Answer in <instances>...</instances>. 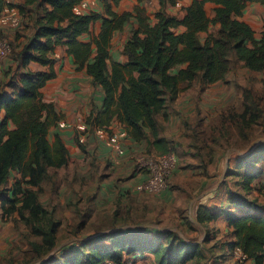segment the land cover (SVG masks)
I'll return each mask as SVG.
<instances>
[{
  "label": "trees",
  "instance_id": "16d2710c",
  "mask_svg": "<svg viewBox=\"0 0 264 264\" xmlns=\"http://www.w3.org/2000/svg\"><path fill=\"white\" fill-rule=\"evenodd\" d=\"M134 11L117 12L112 3L105 1V11L76 12L83 0H25L21 13L33 20L35 32L16 51L21 66L37 62L48 70L20 73L11 93L0 92V189L10 180L12 172H18L9 188L12 196L4 198L1 205L4 215L18 212L30 227L32 235L40 241L32 242L38 264H127L144 260L151 253L157 264H188L190 260L204 258L200 244H188L172 231H161L147 225L132 230H112L82 240L77 246L62 252L58 243L61 222L53 217L39 199L41 186L50 168H60L68 163L69 150L56 132L49 139L51 127L57 126L59 114L55 104L47 101L43 89L56 76V49L66 47L74 57L78 69L85 68L103 91L102 109L87 119L92 126L108 127L117 120L128 136L142 142L150 139L154 150L168 152V142L160 136L158 115L168 116V100L176 98L180 91L200 78L204 84L222 80L230 70V53L253 71H264V30L260 38L242 17L248 2L264 0H192L184 7L183 16L168 13L167 6L179 0H157L160 7L153 20L146 9L139 5ZM212 2L215 15L210 17L206 3ZM115 4L119 0H114ZM6 7L0 0V15ZM13 7V5H11ZM132 18L137 25L124 45L125 61L112 58V41L117 31H122ZM101 20L97 34L92 26ZM217 27L216 31L211 26ZM207 33L205 39L201 34ZM90 39L83 41V35ZM2 35V31H0ZM11 41V40H10ZM12 45V53L15 48ZM15 57V55H14ZM108 129V128H107ZM264 145L248 153L242 174L243 187L249 192L259 172L251 170L262 157ZM238 201L249 204L246 209L227 210L220 213L198 206L195 219L199 224L225 215L228 236V252L238 248L240 256L233 264H264V206L254 207L245 197ZM159 232V231H158ZM143 234L153 235L143 239Z\"/></svg>",
  "mask_w": 264,
  "mask_h": 264
},
{
  "label": "rangeland",
  "instance_id": "374dc122",
  "mask_svg": "<svg viewBox=\"0 0 264 264\" xmlns=\"http://www.w3.org/2000/svg\"><path fill=\"white\" fill-rule=\"evenodd\" d=\"M105 1L102 9L89 5L82 12L103 13ZM111 1L114 3V0ZM156 3L158 4L157 0H145L139 4L153 20L159 9ZM137 5L131 11H134ZM166 11L168 13L175 11L179 14L180 8L177 4H171L167 6ZM212 11V7H209L208 12L211 14ZM254 11H256L254 8L251 9L250 14L253 15ZM252 21L258 24L255 20ZM101 24V20L93 24L92 33L95 34ZM136 25V18H132L122 31L116 32L111 47L112 56L116 60L120 54L122 55L124 40L130 38ZM263 28L259 25L255 28L259 38ZM211 30L216 31L217 27L212 25ZM84 36L90 37L89 34ZM206 36L207 33L201 34L202 39ZM16 51L18 50L15 49L12 55L0 63L2 67L6 66L5 76L18 71L15 63L10 64L11 59L17 58ZM229 57L230 70L222 80L204 86L202 80L197 78L183 89L185 93L196 87L197 89L207 87L209 90L205 98V113L200 112L202 110L199 107L201 99V96H198L199 91H193L191 98L187 99L191 106L196 104L192 115L198 114L195 120L196 115L192 117V121L185 120L186 124L183 125L187 126L188 133L181 137L177 136L175 127L171 130L165 124L164 117L157 116L160 130L169 134L167 151L177 156L175 170L169 177L168 188L165 191L158 194L143 192L147 196H142L141 200L132 197L125 206L116 205L110 210H95L89 205L79 207V201L74 195L70 200L68 198L71 196L64 195L62 199L57 198L55 203L47 205L53 217L61 222L58 243L62 252L77 246L82 240L99 234L112 230H132L138 225H147L152 230H157L155 237L164 238V235L160 234L161 231H172L188 244H200L205 257L200 259L199 263L197 260H190L188 264H233L237 261L238 255L235 252L230 254L228 252L229 248L225 241L230 236L224 218V221L218 218L205 224L195 221V213L200 206L198 202L208 203V206L210 204V210L216 213L248 208L249 204L238 201L241 197L253 201L251 204L254 207L264 206V157L251 168L259 174L252 182L253 189L249 192L245 191L242 185V174L246 167L239 168V163L246 160L245 156L248 153L264 145V71L248 69L236 58L234 52H231ZM189 118L188 115L187 119ZM118 125L122 127V133L114 134L126 139L124 127L119 122ZM199 127L202 135L196 134ZM56 132L55 129L50 130L48 137L51 141L54 140ZM110 134L109 136L112 135ZM136 142L144 144L140 154L155 151L149 138ZM110 147L115 151L112 145ZM235 170L242 174L237 175ZM197 175L202 176L200 178ZM17 176L18 172H12L9 183L0 189V264H38L45 258L38 262L32 251V242L40 241V237L32 235L30 227L21 219L18 212L4 215L1 205L4 198L12 196L11 191L6 188L12 186ZM53 177L54 173L53 175L48 173L41 186L39 199L44 198L46 186L50 181H55ZM150 236L153 235L143 234L142 238L149 239ZM146 254L148 256L146 259H138L135 263L131 260L141 255L128 257L127 264H157L153 254Z\"/></svg>",
  "mask_w": 264,
  "mask_h": 264
},
{
  "label": "crops",
  "instance_id": "0c3cea01",
  "mask_svg": "<svg viewBox=\"0 0 264 264\" xmlns=\"http://www.w3.org/2000/svg\"><path fill=\"white\" fill-rule=\"evenodd\" d=\"M24 1L25 0H14L13 2V7L20 11L22 17L21 27L17 30L5 29L2 31L9 37L14 45L19 46L16 47L18 51L35 32L32 18L24 16L21 13V6ZM83 1L88 4L90 3L89 5H91V7L103 8L104 0ZM106 1L112 2L111 0ZM191 1L192 0H181L182 5L178 6L180 8L179 14L175 11L172 12V14H177L180 17L183 16L185 12L184 7L188 6ZM138 3L139 0H119L118 4L112 3V7L117 12H125L133 10V7ZM156 5L159 8V3H156ZM205 7L207 12L208 8L212 7L213 11L211 14L208 12V15L214 17L215 5L212 2H207ZM253 8L256 11L251 15L250 12ZM243 13L242 18L249 23L255 31L257 25L264 27V4L260 2H248ZM252 20H255L258 24L254 23ZM99 30L100 28L98 27L95 34H97ZM263 30L264 28L261 31L263 32ZM256 37L259 38L257 31ZM89 39L90 37L88 36L83 35L82 37L83 41H88ZM126 40H124L123 46L127 42ZM55 57L56 63L54 68L56 76L47 82L43 92L45 99L55 104L56 110L60 116L58 125L51 127V129H55L59 132L64 139L69 150V160L66 165L60 168L49 169L51 175L54 173L55 177L53 178L55 181H50V184L46 186L44 198H40V202L47 207L49 203H55L57 198L62 199V196L68 195L71 196L68 198L70 200L74 195L79 201V207L89 205L95 210H110L116 205L125 206L132 197L141 200L142 196L147 195L143 194V192H139L136 189V184L143 179L144 174L136 170L134 160L135 157L142 152L141 150H143L142 147L144 144L137 143L133 138L128 136L124 128L127 138H123L122 142L126 147V154L119 157L108 143L109 133H122V127H119L116 120L107 127L108 129H106L104 134L97 131V128H100L99 126L97 127L89 124L88 131L85 132L87 141L85 144H80L78 137L81 132L78 129V124L82 121L87 122L88 117L93 112L102 109L103 91L100 85L95 83L93 77L87 73L85 68L78 69L74 57L67 54L66 47L59 46L56 49ZM112 58L116 60L114 56H112ZM118 58L120 61H125L127 59L123 52ZM241 62L244 63L243 61ZM13 63H15V67L18 68V71L6 76L4 71L6 66L2 67L0 64V92L5 91L11 93L14 86H10V83L11 81H18L21 72H27L29 70H48V67L42 66L37 62H31L26 67L21 66L20 62L11 59L10 64ZM207 85L211 84H204V86ZM195 90L199 91L198 96H201V99H199V107L202 111L200 112L205 113V98L209 94L207 87L198 89L197 87L195 89L191 88L188 93L182 90L176 98L168 100V116L166 119L164 118V122L171 130H174L175 127L177 136L181 137L189 132L187 126L183 124H186V121H192V117L196 115V113L192 115V110L195 108L194 106L196 104L191 106L190 101H188ZM188 115L190 116L189 119H187ZM197 117L198 114L195 116L194 120ZM62 123H66L67 127H61L60 125ZM199 129L200 127L196 134L202 135ZM159 134L161 137H164L169 144V134L162 130H160ZM131 145L132 147H130ZM198 176L201 178L202 175H197V177ZM61 201L63 202L64 200ZM198 203V205H206L210 210V204L208 206V203ZM230 210L235 211L233 209ZM211 211L215 212L214 210ZM218 218L224 221L225 215H221ZM229 240L230 237H227L226 241ZM106 264L113 263L107 262ZM246 264H254V262L248 260Z\"/></svg>",
  "mask_w": 264,
  "mask_h": 264
},
{
  "label": "built area",
  "instance_id": "2783aa9c",
  "mask_svg": "<svg viewBox=\"0 0 264 264\" xmlns=\"http://www.w3.org/2000/svg\"><path fill=\"white\" fill-rule=\"evenodd\" d=\"M14 0H5L6 7L0 15V31L5 29L17 30L22 25V17L20 11L11 7ZM181 0L177 2V6H181ZM89 4L83 1L75 7L76 12H82ZM12 53L11 41L3 32L0 35V63L5 60ZM61 127H67L66 123H62ZM78 129L79 143L85 144L87 141L85 132L88 131V123L80 122ZM106 127L97 128V131L104 134ZM122 138L117 134L109 136L108 143L115 148L116 154L121 157L126 154V147L122 142ZM118 160V158H117ZM135 168L137 171L144 174L143 179L136 184V189L139 192H146L150 194H158L168 188L169 177L175 170L177 164V156L173 152L160 153L153 151L148 154H139L135 157ZM235 253L240 256V250L237 248Z\"/></svg>",
  "mask_w": 264,
  "mask_h": 264
}]
</instances>
